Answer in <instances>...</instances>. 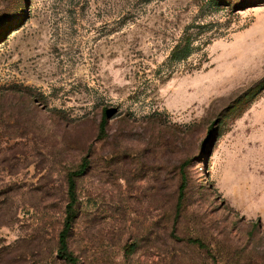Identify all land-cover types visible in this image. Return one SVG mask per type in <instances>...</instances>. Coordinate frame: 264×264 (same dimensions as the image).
Masks as SVG:
<instances>
[{"label":"rangeland","instance_id":"374dc122","mask_svg":"<svg viewBox=\"0 0 264 264\" xmlns=\"http://www.w3.org/2000/svg\"><path fill=\"white\" fill-rule=\"evenodd\" d=\"M83 164L77 264H264V0H0V264Z\"/></svg>","mask_w":264,"mask_h":264},{"label":"trees","instance_id":"16d2710c","mask_svg":"<svg viewBox=\"0 0 264 264\" xmlns=\"http://www.w3.org/2000/svg\"><path fill=\"white\" fill-rule=\"evenodd\" d=\"M106 119L101 123V128L104 130ZM86 164H83L80 168L71 171L68 175V203L66 207V218L64 228L59 235V255L64 258L69 264H77V258L73 252L69 249L68 238L71 232L75 219L78 216V203L79 197L77 194V177L80 176ZM183 183L180 186V198L183 196L184 190V174Z\"/></svg>","mask_w":264,"mask_h":264}]
</instances>
